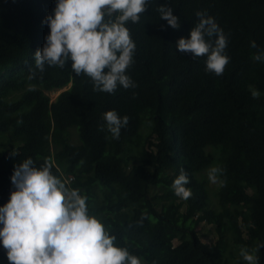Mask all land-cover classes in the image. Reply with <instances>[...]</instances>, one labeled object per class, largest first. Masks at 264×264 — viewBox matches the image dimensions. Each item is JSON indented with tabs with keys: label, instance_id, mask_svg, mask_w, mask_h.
<instances>
[{
	"label": "trees",
	"instance_id": "obj_1",
	"mask_svg": "<svg viewBox=\"0 0 264 264\" xmlns=\"http://www.w3.org/2000/svg\"><path fill=\"white\" fill-rule=\"evenodd\" d=\"M161 4L171 6L178 28L160 18ZM54 6L0 0V205L15 190V166L47 160L53 175L86 198L114 243L144 264H247L242 247L257 248L264 264V245L257 247L264 243V62L252 59L264 50V0H149L139 21L125 22L135 43L125 74L135 87L117 85L112 93L94 91L71 61L35 67L34 52L49 32L42 21ZM197 11L226 37L229 61L219 76L205 71L204 56L175 47L198 22ZM63 88L51 100L49 92ZM113 109L128 117L116 139L103 119ZM212 165L218 208L202 175ZM181 169L187 199L171 188ZM203 221L216 226L215 242L200 239ZM0 264H9L2 246Z\"/></svg>",
	"mask_w": 264,
	"mask_h": 264
},
{
	"label": "clouds",
	"instance_id": "obj_2",
	"mask_svg": "<svg viewBox=\"0 0 264 264\" xmlns=\"http://www.w3.org/2000/svg\"><path fill=\"white\" fill-rule=\"evenodd\" d=\"M148 2L55 0L52 13L42 21L49 32L44 45L34 52L35 67L42 72L45 64L63 68L71 61L72 72L88 76L94 91L112 93L117 85L134 88L125 69L132 62L135 43L125 22L139 21ZM157 10L169 26H180L171 6L161 4ZM195 15L198 22L175 47L194 58L204 56L205 71L219 76L229 61L224 51L226 37L212 16L201 11ZM250 47L257 48L256 42L251 41ZM252 59L264 62V50L258 49ZM103 119L114 139L128 122L126 115L118 116L114 109L107 110ZM217 171L208 169L210 182L216 183ZM10 180L15 190L0 205V246L6 250L9 264H141L126 247L114 243L115 235L89 213L86 198L53 175L47 160L40 167L31 158L23 160L14 167ZM188 182L181 169L171 184L177 197H190L191 191L185 187ZM256 251L242 247L240 256L247 264H258Z\"/></svg>",
	"mask_w": 264,
	"mask_h": 264
},
{
	"label": "rangeland",
	"instance_id": "obj_3",
	"mask_svg": "<svg viewBox=\"0 0 264 264\" xmlns=\"http://www.w3.org/2000/svg\"><path fill=\"white\" fill-rule=\"evenodd\" d=\"M61 91H62V89L49 92L51 100H54ZM72 133L73 134L71 135V137L75 141L77 138L76 133L74 132V130L72 131ZM212 166L214 167V165H212ZM212 166H211V168H212ZM208 169H210V168H208ZM208 169L202 171L203 172L202 175L207 180V185H208L209 193H210V197H211L210 206L213 208H218L219 207L218 189L220 186V181H219V178L217 177V175L215 173L216 178H217L216 183L210 182L208 179ZM65 178L67 180L69 179L68 176H65ZM67 182H69V180ZM249 190L251 191V188ZM189 224L191 226H194L193 221L189 222ZM196 231H197L200 239L204 242H207V243H213L218 238L216 226L212 223L207 222V221L200 222L198 225H196ZM175 243H177V240H175ZM223 244H225L228 248H230V247L234 248L233 245L228 240H223ZM237 252H240V249H237ZM140 261H141V264H144L142 260H140Z\"/></svg>",
	"mask_w": 264,
	"mask_h": 264
},
{
	"label": "built area",
	"instance_id": "obj_4",
	"mask_svg": "<svg viewBox=\"0 0 264 264\" xmlns=\"http://www.w3.org/2000/svg\"><path fill=\"white\" fill-rule=\"evenodd\" d=\"M68 180H71V177H69V179ZM67 179H66V181H68Z\"/></svg>",
	"mask_w": 264,
	"mask_h": 264
}]
</instances>
